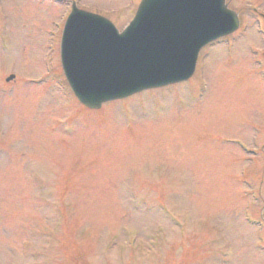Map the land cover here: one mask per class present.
Wrapping results in <instances>:
<instances>
[{"label":"rangeland","instance_id":"374dc122","mask_svg":"<svg viewBox=\"0 0 264 264\" xmlns=\"http://www.w3.org/2000/svg\"><path fill=\"white\" fill-rule=\"evenodd\" d=\"M134 2L84 1L120 28ZM227 3L244 30L191 82L91 111L46 51L65 7L4 0L0 264H264L263 159L238 144L264 146V0Z\"/></svg>","mask_w":264,"mask_h":264},{"label":"water","instance_id":"95a60500","mask_svg":"<svg viewBox=\"0 0 264 264\" xmlns=\"http://www.w3.org/2000/svg\"><path fill=\"white\" fill-rule=\"evenodd\" d=\"M239 28L225 0H143L122 34L107 20L74 9L62 58L80 101L92 109L187 80L200 49Z\"/></svg>","mask_w":264,"mask_h":264}]
</instances>
